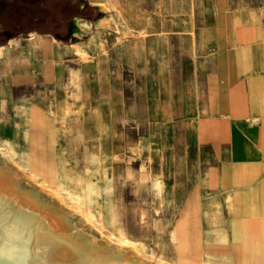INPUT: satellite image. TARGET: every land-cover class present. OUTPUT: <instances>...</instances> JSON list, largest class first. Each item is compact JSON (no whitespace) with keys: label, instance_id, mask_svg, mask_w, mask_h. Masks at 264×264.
I'll list each match as a JSON object with an SVG mask.
<instances>
[{"label":"crops","instance_id":"obj_1","mask_svg":"<svg viewBox=\"0 0 264 264\" xmlns=\"http://www.w3.org/2000/svg\"><path fill=\"white\" fill-rule=\"evenodd\" d=\"M87 6L69 42L33 31L0 47V83L8 80L10 92L51 84L55 118L97 101L110 108L116 92L121 122L133 117L142 135L169 141L160 145L172 166L169 234L197 237L206 264H239L244 238L264 235V0H83ZM102 19L106 27H98ZM31 74L32 82L12 80ZM99 75L102 83H87ZM94 121L102 148L117 154ZM146 123L156 131H144Z\"/></svg>","mask_w":264,"mask_h":264},{"label":"bare ground","instance_id":"obj_2","mask_svg":"<svg viewBox=\"0 0 264 264\" xmlns=\"http://www.w3.org/2000/svg\"><path fill=\"white\" fill-rule=\"evenodd\" d=\"M107 25V20L102 19L98 27ZM77 52L85 58L79 49ZM2 53L3 49L0 50V57ZM19 113L29 125L30 132L35 130L40 135L48 134L50 138L47 143L29 139V147L41 150L42 155L27 152V175L19 170L7 169L0 161V264H167L146 253V242L142 240L137 244L126 236L128 231L117 205L112 202L99 204V196L111 195L113 190L111 185L101 186L92 180L95 176L100 177L101 166L108 157H113V162L118 159L115 154L104 150L101 141L94 154L83 152L79 158L80 181L74 183L73 190H69L61 183L53 155L56 124L63 119L54 117L59 114L58 109L52 113L50 108L31 104ZM2 124L0 116V133L3 131ZM24 176L28 177L33 189L24 187ZM159 189L162 190L161 185ZM95 199H98L97 203ZM77 219L81 225L95 227L101 240L76 226ZM181 224L179 227L183 228ZM116 228L119 234H116ZM171 238L175 243V264H206L202 260L197 237L180 233ZM260 242L264 243V235L244 238L242 245L238 246L239 264H246V258H250L253 264H264L257 251ZM247 250L251 251L249 257Z\"/></svg>","mask_w":264,"mask_h":264},{"label":"rangeland","instance_id":"obj_3","mask_svg":"<svg viewBox=\"0 0 264 264\" xmlns=\"http://www.w3.org/2000/svg\"><path fill=\"white\" fill-rule=\"evenodd\" d=\"M24 30L23 28L18 29V32L14 33L15 37L2 35L0 40L8 38L7 44L10 39L25 34ZM120 62L117 61V64H120ZM105 78L99 75L87 83H93V87H95L97 84L102 83ZM108 78L112 86L118 85L119 77L117 75L113 74ZM150 78V76L143 77V83L149 84ZM34 79L35 76L32 74L26 76L14 75L12 77L14 83L32 82ZM7 81L0 83V106H3L0 110V116L4 124H2L3 131L0 133L2 149L0 150V161L7 169L19 170L22 174L27 175V152L33 151L37 156L42 155L41 150H32L29 147V139L47 143L50 136L48 134L40 135L35 130L30 132L29 125L24 121L19 111L26 105L34 104L46 108V104H48L52 113H55V100L49 95L53 86L49 83L38 82L14 88L10 92L6 85ZM125 81L128 86L133 85L134 77L127 73ZM149 94L147 93V95ZM23 95L30 100L22 103L20 99ZM114 95L117 97L118 94L112 92L110 108L104 105L103 101H97L92 106L87 107L80 105L74 107L63 119L57 122L53 155L59 169L61 183L65 187L67 186V189L73 190L74 183H79L81 178L79 158L82 153L86 152L90 155L96 152L98 146V140L96 139L98 128L97 123L94 121L96 118L98 123L104 127L102 133L104 139L110 137L112 145H115V149L118 151L116 154L112 148L106 147L104 149L112 151L118 159L113 162V157H108L101 166L100 177L95 176L92 180L93 183L101 186L111 185L110 189L113 190L111 195L99 196V204L105 205L112 202L117 205L123 225L128 231L126 236L132 241L138 242L137 244H140L142 240L146 242V253L152 254L156 260L162 259L167 264H175V243L171 238L172 235L169 234L168 226L170 223L167 219L168 213L172 210V204L167 203L168 187L172 179V166L168 162L166 148L160 146L161 144H167L169 141L166 137L161 140L157 139L154 136L155 134L151 133V135L149 133H143L142 135L140 130L136 128L133 117H127L126 123L121 122L118 97L114 104ZM133 95V92H127V100L131 105H133ZM144 102L143 112L149 115L151 112L150 104L147 101ZM87 117L89 118L88 122H83ZM139 127L141 128V125ZM142 127L144 131L145 129L154 131L156 125L146 123ZM159 127L161 126L159 125ZM161 130L163 129L159 128L157 132ZM83 131L88 134L86 138L82 137ZM74 158L76 159L74 160ZM62 165L66 167H62ZM25 177H22L24 187L29 190L33 189L28 177ZM159 185H164L161 193L158 191ZM65 194L68 195L69 193L66 192ZM97 200L95 199L96 203ZM75 225L90 233L96 239L101 240L99 232L92 225H81L78 219ZM116 234H119L117 228ZM257 251L264 259V243L260 242L257 245ZM250 253L251 251L247 250L248 257ZM246 264H253V262L250 258H246Z\"/></svg>","mask_w":264,"mask_h":264},{"label":"trees","instance_id":"obj_4","mask_svg":"<svg viewBox=\"0 0 264 264\" xmlns=\"http://www.w3.org/2000/svg\"><path fill=\"white\" fill-rule=\"evenodd\" d=\"M82 5L83 0H0V37H15L23 28L24 33H50L69 42L74 18H88L85 10L90 7L82 9ZM7 40H0V47Z\"/></svg>","mask_w":264,"mask_h":264},{"label":"water","instance_id":"obj_5","mask_svg":"<svg viewBox=\"0 0 264 264\" xmlns=\"http://www.w3.org/2000/svg\"><path fill=\"white\" fill-rule=\"evenodd\" d=\"M73 25H74L75 28H77V20L73 21Z\"/></svg>","mask_w":264,"mask_h":264}]
</instances>
